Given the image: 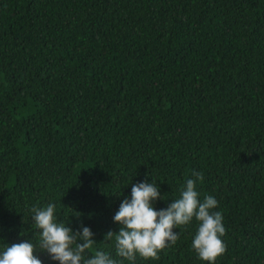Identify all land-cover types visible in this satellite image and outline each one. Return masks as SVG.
Here are the masks:
<instances>
[{
	"label": "trees",
	"instance_id": "16d2710c",
	"mask_svg": "<svg viewBox=\"0 0 264 264\" xmlns=\"http://www.w3.org/2000/svg\"><path fill=\"white\" fill-rule=\"evenodd\" d=\"M193 171L223 215L215 264H264V0H0V252L38 248L53 204L119 261L131 185L153 180L159 211ZM196 229L134 264H207Z\"/></svg>",
	"mask_w": 264,
	"mask_h": 264
},
{
	"label": "clouds",
	"instance_id": "9594fccd",
	"mask_svg": "<svg viewBox=\"0 0 264 264\" xmlns=\"http://www.w3.org/2000/svg\"><path fill=\"white\" fill-rule=\"evenodd\" d=\"M202 180L203 174L193 171L179 197L159 211L154 204L164 199L160 187L153 180L132 184L131 198L122 201L113 217L120 225L118 234L110 231L105 236L108 241L115 237L119 261L103 251L90 254L96 243L92 230L82 225L74 232L69 224L57 222L55 205L49 204L32 209L38 248L30 241L9 244L0 252V264H43L36 255L38 251L47 254L55 264H123L124 260L134 264L137 256L156 259L161 251L176 244L179 233L175 230L191 225L194 219L197 229L191 247L201 261L215 264L226 250L221 239L226 229L222 213L215 211L218 201L211 195L200 200L197 181Z\"/></svg>",
	"mask_w": 264,
	"mask_h": 264
}]
</instances>
